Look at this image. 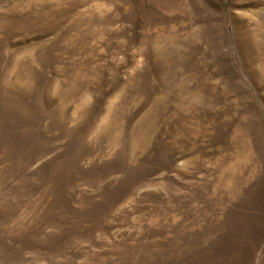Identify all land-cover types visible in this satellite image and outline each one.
<instances>
[{
	"label": "rangeland",
	"instance_id": "obj_1",
	"mask_svg": "<svg viewBox=\"0 0 264 264\" xmlns=\"http://www.w3.org/2000/svg\"><path fill=\"white\" fill-rule=\"evenodd\" d=\"M0 264H264V0H0Z\"/></svg>",
	"mask_w": 264,
	"mask_h": 264
}]
</instances>
